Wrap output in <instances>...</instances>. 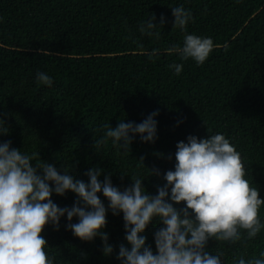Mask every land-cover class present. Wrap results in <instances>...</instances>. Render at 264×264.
<instances>
[{
    "label": "trees",
    "instance_id": "1",
    "mask_svg": "<svg viewBox=\"0 0 264 264\" xmlns=\"http://www.w3.org/2000/svg\"><path fill=\"white\" fill-rule=\"evenodd\" d=\"M180 5L194 17L188 34L214 41L203 65L167 51L183 44L171 11ZM151 14L157 25L165 18L159 39L139 32ZM173 63H183L179 75L169 68ZM37 72L48 73L53 86L38 85ZM154 111V143L137 136L127 153L110 141L98 152L94 148L103 124H139ZM0 120L7 128L0 143L38 153L33 164L51 163L85 183L90 169H103L101 181L110 174L121 191L139 175L153 196L157 185L167 183L166 172L175 170L178 142L220 133L241 154L245 178L264 200V0H0ZM98 195L107 208V199ZM52 200L71 208L77 197L68 192ZM260 218L264 223V205ZM106 219L103 231L113 247L108 256L99 236L85 242L67 230L66 216L58 231L46 226L45 250L54 264H121L120 245L131 248L123 214L108 210ZM162 227L154 219L141 234L154 253ZM206 251L220 254L222 264L260 258L264 228L252 240L210 239Z\"/></svg>",
    "mask_w": 264,
    "mask_h": 264
},
{
    "label": "clouds",
    "instance_id": "2",
    "mask_svg": "<svg viewBox=\"0 0 264 264\" xmlns=\"http://www.w3.org/2000/svg\"><path fill=\"white\" fill-rule=\"evenodd\" d=\"M171 11L173 28L184 37L182 45L174 44L167 51L177 54L181 61L191 59L203 65L215 48L213 39L188 34L187 26L194 21L191 10L180 5ZM155 20L151 14L140 23L139 32L159 39L157 29L163 27L165 18L161 16L159 25ZM169 68L179 75L183 63H173ZM36 80L47 87L54 83L46 72H37ZM158 115L154 111L139 124L121 120L115 128L103 124V134L94 139V148L98 152L110 141L112 147L127 153L137 136L143 143H154ZM6 134L0 120V135ZM176 148L175 170L166 172L167 183L157 185L153 196L146 192L139 175L131 177V184L121 191L113 186L110 174L101 181L104 170L93 168L86 174L89 182L85 183L74 180L67 170L61 174L51 163L33 164L38 153L26 154L11 147V141L0 143V264H54L45 250L48 245L42 232L49 224L58 231L65 216L66 229L75 237L91 242L99 236L104 255H111L113 247L103 231L108 210L113 216L123 214L125 238L131 246L129 250L120 245L117 259L121 264H222L220 254L206 251L208 241L235 243L257 237L264 228L260 218L264 200L245 178L241 154L223 134L206 139L189 135L187 143L178 142ZM149 172L160 175L159 170ZM68 192L77 197L71 208L53 202V194L63 197ZM101 193L108 201L107 208L98 195ZM182 203L186 207H174ZM73 218L78 222L72 223ZM154 219L163 224L154 236L155 253L141 235ZM238 264H264V252L248 261L241 257Z\"/></svg>",
    "mask_w": 264,
    "mask_h": 264
}]
</instances>
